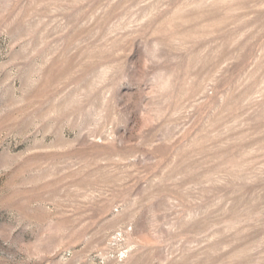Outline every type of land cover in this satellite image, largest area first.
<instances>
[{
	"label": "rangeland",
	"instance_id": "obj_1",
	"mask_svg": "<svg viewBox=\"0 0 264 264\" xmlns=\"http://www.w3.org/2000/svg\"><path fill=\"white\" fill-rule=\"evenodd\" d=\"M0 264H264V0H0Z\"/></svg>",
	"mask_w": 264,
	"mask_h": 264
}]
</instances>
